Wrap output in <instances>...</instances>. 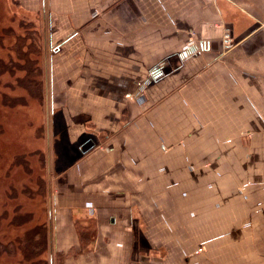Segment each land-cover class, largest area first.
<instances>
[{"label": "crops", "instance_id": "crops-1", "mask_svg": "<svg viewBox=\"0 0 264 264\" xmlns=\"http://www.w3.org/2000/svg\"><path fill=\"white\" fill-rule=\"evenodd\" d=\"M13 1L59 140L49 264H264V0Z\"/></svg>", "mask_w": 264, "mask_h": 264}, {"label": "rangeland", "instance_id": "rangeland-1", "mask_svg": "<svg viewBox=\"0 0 264 264\" xmlns=\"http://www.w3.org/2000/svg\"><path fill=\"white\" fill-rule=\"evenodd\" d=\"M41 57L35 24L13 0H0V264H27L21 239L35 228L46 231L48 162L52 164L54 154L53 169L61 164L53 151H58L59 140L51 150L47 135ZM44 248L35 264H47Z\"/></svg>", "mask_w": 264, "mask_h": 264}, {"label": "trees", "instance_id": "trees-1", "mask_svg": "<svg viewBox=\"0 0 264 264\" xmlns=\"http://www.w3.org/2000/svg\"><path fill=\"white\" fill-rule=\"evenodd\" d=\"M30 69H26L28 72ZM33 75V71L28 73V78H31ZM34 76V75H33ZM35 85L39 88V82L34 81ZM33 83V84H34ZM36 87V89H38ZM46 189V188H45ZM49 240H48V226L46 224V231H44V227H39L38 229H33L28 231L24 237L21 239L20 250L24 255L25 261L27 264H35L33 261L35 257H38L37 254L40 249L44 248L45 252L48 250ZM2 248V247H0ZM47 260V259H46ZM47 264L49 261L47 260Z\"/></svg>", "mask_w": 264, "mask_h": 264}, {"label": "built area", "instance_id": "built-area-1", "mask_svg": "<svg viewBox=\"0 0 264 264\" xmlns=\"http://www.w3.org/2000/svg\"><path fill=\"white\" fill-rule=\"evenodd\" d=\"M223 40H224V43H225L227 46L231 45V44H232V41H233L232 36H231L230 33H226V34L224 35V37H223ZM127 97L130 98V95H128Z\"/></svg>", "mask_w": 264, "mask_h": 264}]
</instances>
